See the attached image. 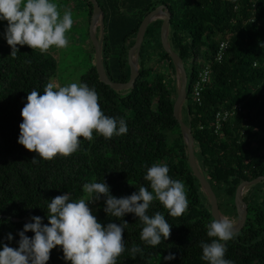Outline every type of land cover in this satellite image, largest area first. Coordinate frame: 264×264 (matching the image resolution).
<instances>
[{"label": "trees", "instance_id": "trees-1", "mask_svg": "<svg viewBox=\"0 0 264 264\" xmlns=\"http://www.w3.org/2000/svg\"><path fill=\"white\" fill-rule=\"evenodd\" d=\"M66 1L71 6L74 0ZM77 1L84 30L92 4ZM97 2L103 12V31L97 38L101 37L104 69L116 82L129 79L127 52L144 16L159 4L168 7V42L184 65L188 61L190 66L188 71L185 65L188 88L181 118L191 127L198 166L215 192L221 212L236 218L237 185L264 175V0ZM161 23L158 18L147 25L137 59L138 76L133 89L124 92L99 81L85 36L81 45L73 44L77 46L76 57L83 56V61L74 66L82 69L80 75L77 73V84L95 89L103 113L123 119L128 130L110 139L95 132L92 141L81 137L79 149L72 155L48 161L36 157L33 162L36 153L18 143L19 125L28 93L36 90L43 95L48 83L57 85L60 51L55 58L18 45L15 58L10 54L11 47L0 42V241L18 247V233L25 224L22 219L28 218L30 223L33 216H40L47 224L51 199L65 192L70 200L86 198L85 183L104 180L117 198L131 195L140 186L151 191L144 176L149 167L159 163L168 165L172 179L184 183L189 206L181 216L172 217L159 201L152 202L147 214L160 212L171 225L169 238L162 239L158 246L141 241L143 224L135 214L128 213L120 220L107 216L103 197L89 206L102 225L128 221L123 232L125 250L116 264H209L201 258V242L214 239L207 236L206 227L213 220L210 201L188 164L187 148L173 116L177 70L162 48ZM6 25L7 21L0 24L4 29ZM223 41L227 48L217 60ZM204 67L208 68L209 78L202 84L197 102L193 85ZM236 104H241V110L215 129V114L231 110ZM243 199L247 219L236 237L225 242L224 258L233 264H264V181L248 187ZM9 233L11 241L6 239ZM26 235L32 237L34 233L28 231ZM133 246L142 250L135 258L131 254ZM169 253L175 258L164 260ZM47 264L71 262L63 259L61 246H56Z\"/></svg>", "mask_w": 264, "mask_h": 264}, {"label": "clouds", "instance_id": "clouds-1", "mask_svg": "<svg viewBox=\"0 0 264 264\" xmlns=\"http://www.w3.org/2000/svg\"><path fill=\"white\" fill-rule=\"evenodd\" d=\"M0 21H7L3 35L15 57L18 45H27L32 50L46 53L51 47H68L66 33L73 26L71 10L61 12L50 0H0ZM256 65H254L255 67ZM40 95L32 90L21 110L22 123L18 143L36 153V157L48 161L57 156L68 157L79 149L80 138L92 141L93 133L110 139L127 133V124L107 116L98 103V94L87 84L70 83L58 86L48 83ZM167 164H153L147 169L144 179L150 182L151 191L145 186L131 195L117 198L110 193V186L103 182L83 185L86 198L70 200L65 192L55 196L47 205L48 223L40 216H33L30 223L20 230L18 247L3 243L0 247V264H47L50 251L61 246L63 259L71 264H116L124 250L123 232L128 221L102 225L92 214L89 203L104 198V212L120 220L133 213L143 224L140 239L146 245L158 246L170 236L171 225L160 212L149 216L152 202L159 201L168 215L181 216L188 208L184 183L169 176ZM207 227L210 243L201 242L202 259L209 264H233L225 259L226 243L237 235L235 223L228 217L213 219ZM32 231L34 236L25 235ZM11 241L13 236L6 237ZM133 246L132 257L141 252ZM174 254L164 260L174 259Z\"/></svg>", "mask_w": 264, "mask_h": 264}, {"label": "water", "instance_id": "water-1", "mask_svg": "<svg viewBox=\"0 0 264 264\" xmlns=\"http://www.w3.org/2000/svg\"><path fill=\"white\" fill-rule=\"evenodd\" d=\"M92 4V12L88 22V37H89V47L92 51L95 60L96 72L99 81L108 85L111 89L117 92H124L127 90H132L134 87V82L139 73V63L138 56L141 43L144 38L145 30L147 25L154 21L155 19H162L160 26V41L164 51L170 56L172 63L175 65L177 70V88L178 92L173 104V116L177 120L180 131L183 137V141L187 148V159L188 164L193 172V175L198 180L202 191L207 195L210 201V210L213 219H219L220 217H225L220 210L218 198L210 186L207 179L201 173V170L197 163V158L195 155L194 139L192 135V130L189 124L183 122L181 118V110L186 100L187 88H188V76L185 65L181 57L171 48L168 42V30L171 18V12L168 7L164 4H159L154 9L150 10L142 19L135 41L130 46L127 52V63L129 67V79L126 82H116L111 80L104 69L103 59L101 55V37L96 38L95 30L99 28L102 34L103 31V12L98 4L97 0H88ZM261 181H264V175L258 176L252 180L241 181L234 193V206L236 211V228L237 233L241 231L244 227L247 219V204L243 199L244 190L248 187L255 185ZM13 220H15L13 218ZM25 223L29 222L28 218L22 219ZM26 235V233H25Z\"/></svg>", "mask_w": 264, "mask_h": 264}, {"label": "rangeland", "instance_id": "rangeland-1", "mask_svg": "<svg viewBox=\"0 0 264 264\" xmlns=\"http://www.w3.org/2000/svg\"><path fill=\"white\" fill-rule=\"evenodd\" d=\"M50 2L56 3L59 6L61 12H63L64 9L71 10L73 14V21H74L72 28L66 33V37L69 41L68 47L63 48V49H57L53 46L47 51V53L52 54L55 58L58 57V53L60 51L59 54L61 55L62 59L59 58L58 60L59 65H58V70L56 74L57 75L56 77L57 85L62 86V84H64L63 86H65L70 83H78V76L80 75L82 69L74 67V66H78L77 64L83 61V56L81 55V56L76 57L78 52L75 49H77V46H74L73 44L75 42L77 44L78 42L81 45L83 41L82 39L84 38L83 36H85L86 42L89 47L88 25L86 29L84 30L82 29L84 28L85 23L82 17L83 13H80L81 7L78 6L79 1L74 0L73 2H71L72 3L71 6H68V1L66 0H50ZM77 12L80 13L78 16H77ZM78 18H82V19H78ZM1 23L2 21H0V24ZM3 32H4V28L0 26V42L5 45H8L6 39L4 38ZM95 35L96 36L101 35V31L99 28H96ZM89 50L91 51L90 47H89ZM185 65H186L187 70L189 71L190 66H189L188 61L185 62ZM77 73H79L78 76H77ZM246 190L247 189L244 190V193L246 192ZM89 206H94V202L89 203ZM229 219L232 220L236 224L237 220L235 217H230Z\"/></svg>", "mask_w": 264, "mask_h": 264}, {"label": "built area", "instance_id": "built-area-1", "mask_svg": "<svg viewBox=\"0 0 264 264\" xmlns=\"http://www.w3.org/2000/svg\"><path fill=\"white\" fill-rule=\"evenodd\" d=\"M226 48H227V42L225 41L221 42L216 54L217 60H221ZM208 78H209L208 68L204 67V69L199 73V79L193 85L194 98L197 102H200V92L202 90V84L208 81ZM240 110H241V104H236L232 107L231 110L217 112L215 114V120H216L215 129L221 127L222 123L226 121L227 118L230 115H232L235 111H240Z\"/></svg>", "mask_w": 264, "mask_h": 264}, {"label": "bare ground", "instance_id": "bare-ground-1", "mask_svg": "<svg viewBox=\"0 0 264 264\" xmlns=\"http://www.w3.org/2000/svg\"><path fill=\"white\" fill-rule=\"evenodd\" d=\"M96 36V35H95ZM96 38H97V36H96Z\"/></svg>", "mask_w": 264, "mask_h": 264}]
</instances>
